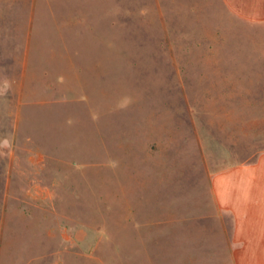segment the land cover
Listing matches in <instances>:
<instances>
[{
	"label": "rangeland",
	"instance_id": "rangeland-1",
	"mask_svg": "<svg viewBox=\"0 0 264 264\" xmlns=\"http://www.w3.org/2000/svg\"><path fill=\"white\" fill-rule=\"evenodd\" d=\"M261 44L207 0H0V264H222L190 179L264 147Z\"/></svg>",
	"mask_w": 264,
	"mask_h": 264
},
{
	"label": "crops",
	"instance_id": "crops-1",
	"mask_svg": "<svg viewBox=\"0 0 264 264\" xmlns=\"http://www.w3.org/2000/svg\"><path fill=\"white\" fill-rule=\"evenodd\" d=\"M239 25L260 33L264 52V0H207ZM226 162L206 152L213 168L207 177H190L204 198L189 210L190 231L212 235L222 264H264V147ZM208 163V162H207Z\"/></svg>",
	"mask_w": 264,
	"mask_h": 264
}]
</instances>
